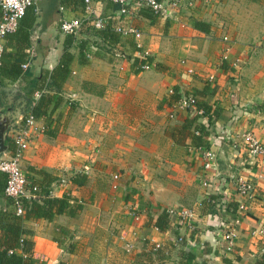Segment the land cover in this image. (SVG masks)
<instances>
[{
	"label": "crops",
	"instance_id": "obj_1",
	"mask_svg": "<svg viewBox=\"0 0 264 264\" xmlns=\"http://www.w3.org/2000/svg\"><path fill=\"white\" fill-rule=\"evenodd\" d=\"M180 2L175 19L149 20L135 2L123 14L118 5L98 0L92 9L105 21L104 38L90 33L91 18L80 0L32 6L33 75L41 65L53 68L63 53L60 23L75 19L80 26L67 49L69 73L51 116L56 134L32 131L21 166L28 180L40 178L30 169L55 179L51 197L68 194L84 203L74 218L22 223L34 264H179L182 255L190 256L189 264H263L264 232L258 231H264V165L248 164L239 134L250 132L264 143V0ZM193 21L207 24V34L194 30ZM118 26L139 36H121L114 31ZM135 48L151 58L148 70L134 72ZM155 64L165 70L158 72ZM18 84L9 82L7 90ZM174 87L209 109L202 116L197 110L200 118L188 128L193 139L182 145L169 129L195 109L165 104ZM20 121L18 112L10 116L5 146ZM43 126L36 120V127ZM206 151L213 155L207 170ZM9 153L6 148L0 158ZM79 173L87 177L85 186L71 187L70 177ZM238 175L255 185L239 214L232 186ZM3 185L0 175V194ZM6 201L0 195V210H13ZM169 208L186 209L191 217L183 223L168 218L160 231L154 221ZM236 217L234 244L226 253L222 228Z\"/></svg>",
	"mask_w": 264,
	"mask_h": 264
},
{
	"label": "trees",
	"instance_id": "obj_2",
	"mask_svg": "<svg viewBox=\"0 0 264 264\" xmlns=\"http://www.w3.org/2000/svg\"><path fill=\"white\" fill-rule=\"evenodd\" d=\"M33 9L32 6L27 7L18 23L17 29L3 37L2 52L0 54V113L11 116L13 113L18 112L21 115L22 122L27 115L32 116L35 120H42L44 122L42 133L53 138L56 132L51 129L53 124L51 116L60 103V97L57 96V93L69 73L68 64L72 57L67 49L71 46L73 37L70 35L65 36L63 42L64 51L53 68L49 69L41 65L38 67L37 75H33L30 70L35 66L34 57H30L29 54V51L36 43L30 36V30L34 22ZM139 13L149 20L158 18L150 10L142 6H140ZM192 28L201 33L207 34L208 32V25L201 21H193ZM89 30L92 35L99 33L101 38L107 37L105 32L108 29L96 30L93 27H89ZM100 32H104V35L100 34ZM108 38L112 42L115 39L112 35ZM136 52L138 50L135 48ZM80 57H82V54ZM150 62L151 58L149 56L140 59L135 55L132 62L134 72H140L139 66L150 64ZM23 64H27L25 69H21ZM155 69L158 72L165 70L160 64H155ZM9 82H19L20 84H18L14 92H10L6 87ZM182 96L193 100V108L195 110L191 113L192 117L185 120L181 126L169 129V137L178 145H182L185 139H193L188 128L192 122H198L200 117L196 113L197 110H202L200 116L209 113L208 108L197 104L193 95L186 93L180 95L175 87L165 97V104L168 107H172V104L174 106ZM204 125L207 126V123ZM5 144L10 152L13 151L14 146L9 138H5ZM30 170L40 177L39 179L30 178L31 185L36 187L34 194L38 198L24 201L22 204V215L20 216L15 215L13 210H0V232L2 235L0 238V264H34V260L31 257L32 242L21 238L23 234H26L22 229L23 222L51 221L56 216L74 218L79 216L83 210L84 203L71 195L62 194L60 197H51L49 195V186L55 179L41 170ZM0 175L4 181V176ZM86 181V175L79 173L70 177L69 184L71 187H83ZM0 195H3V189ZM6 200V203L11 205V201L8 198ZM168 218L166 210H162L154 221V227L160 231L165 229ZM52 240L60 244L58 239L52 238ZM8 251L12 252L9 254ZM189 260L190 256L182 255L179 264H189Z\"/></svg>",
	"mask_w": 264,
	"mask_h": 264
},
{
	"label": "built area",
	"instance_id": "obj_3",
	"mask_svg": "<svg viewBox=\"0 0 264 264\" xmlns=\"http://www.w3.org/2000/svg\"><path fill=\"white\" fill-rule=\"evenodd\" d=\"M38 0H0V54L2 52L3 37L7 34L13 33L22 18L24 11L27 7L34 6ZM98 0H81L83 11L87 17L91 18V26L93 29L102 30L105 26V21L100 17H95L93 14V4ZM106 2L118 5L120 13H125L124 7L130 2H135L150 10L154 15L161 19H175L176 12L180 6V0H104ZM80 25L78 20L62 21L59 26V31L62 35L74 36ZM114 31L121 36H132L137 38L139 33L131 27H116ZM226 51V50H225ZM224 51V53H225ZM139 52V51H138ZM137 52V53H138ZM140 59H144L147 55L139 52L137 55ZM223 59H225L223 57ZM236 63L233 64L235 66ZM27 64L21 65V69H25ZM150 67L149 64L139 66V71H146ZM189 73L191 71H188ZM192 110L193 100L189 97L182 96L180 100L173 106L172 110ZM264 109V108H263ZM40 130L43 128L36 127V120L27 115L25 120L18 123L16 129L10 130L8 138L13 143V151L5 158H0V174L4 176L3 196L11 201V206L15 215H22L23 202L34 200L38 197L34 194L36 187L31 185V181L26 177L21 161L24 152L27 150L31 141L32 131ZM241 148L246 156L247 162L250 166L261 167L264 165V143L257 140L250 132H242L239 134ZM213 155L210 151L204 153V169L207 170L211 167ZM112 179L116 181L117 175H113ZM232 186L235 194L238 197V205L236 207L237 213H241L244 209V200L252 199L255 185L251 178L245 175H238L232 180ZM50 195V193H49ZM166 214L169 218H174L179 222H187L191 217L190 211L186 209L169 208L166 209ZM236 217L232 224L226 225L222 228L221 241L223 250L229 253L232 250L235 233L232 225L238 223ZM258 232H264L262 230ZM180 239L175 242L178 243ZM12 251H8L10 254ZM264 264V261H263Z\"/></svg>",
	"mask_w": 264,
	"mask_h": 264
},
{
	"label": "water",
	"instance_id": "obj_4",
	"mask_svg": "<svg viewBox=\"0 0 264 264\" xmlns=\"http://www.w3.org/2000/svg\"><path fill=\"white\" fill-rule=\"evenodd\" d=\"M10 116L7 114L0 113V154L6 150V146L4 145V133L9 126Z\"/></svg>",
	"mask_w": 264,
	"mask_h": 264
},
{
	"label": "rangeland",
	"instance_id": "obj_5",
	"mask_svg": "<svg viewBox=\"0 0 264 264\" xmlns=\"http://www.w3.org/2000/svg\"><path fill=\"white\" fill-rule=\"evenodd\" d=\"M171 108H173V106ZM3 153H4V151L1 154H3Z\"/></svg>",
	"mask_w": 264,
	"mask_h": 264
}]
</instances>
